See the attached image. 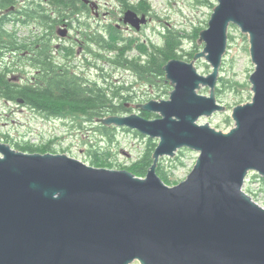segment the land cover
Wrapping results in <instances>:
<instances>
[{
    "label": "water",
    "instance_id": "95a60500",
    "mask_svg": "<svg viewBox=\"0 0 264 264\" xmlns=\"http://www.w3.org/2000/svg\"><path fill=\"white\" fill-rule=\"evenodd\" d=\"M124 21L139 30L147 18L129 9ZM231 25L249 36L254 95L226 132L198 120L226 109L215 87ZM200 42L192 61L164 66L169 99L133 104L158 118L98 120L159 139L146 176L0 142V264H264V207L244 190L251 171L264 177V0H218ZM200 58L213 72L199 73ZM181 148L199 156L171 186L157 166Z\"/></svg>",
    "mask_w": 264,
    "mask_h": 264
},
{
    "label": "rangeland",
    "instance_id": "374dc122",
    "mask_svg": "<svg viewBox=\"0 0 264 264\" xmlns=\"http://www.w3.org/2000/svg\"><path fill=\"white\" fill-rule=\"evenodd\" d=\"M31 1H35L36 4L41 3L36 2L37 0H19V4L25 2L32 3ZM95 1L101 5L99 18L90 11L81 14L77 19L78 22H75L71 26L59 24V28L58 26L55 27L53 38L51 36L49 41H46L47 46H44L43 42L37 43L40 44V51L48 50L51 56L54 54L55 62L63 63L64 60L70 62L68 66L71 67V73H79L80 76L91 82H97L100 86L104 85L102 87H107L105 86L106 84L117 88L120 86L132 87L133 90L130 93L135 97L127 104L132 108L131 113L140 114L133 104L145 103L151 99H169L170 93L173 90L170 81H168L170 88L166 89L167 92H162V90H158V86L138 80L136 75L131 71L107 63L101 59L98 51L109 57L115 54L102 50L95 44H91L86 39L87 36L82 34V31L85 30L92 34H103L104 29L107 27V22L111 26H116L115 23L119 22L120 18L124 15L122 12L123 7L117 0ZM139 1L131 0L133 3H138ZM146 1L152 12L150 20L139 31L135 28L128 29L123 24L121 29L122 35L126 39H133L134 47L141 43L147 46H151L152 44L163 45V34L167 32L169 27L174 32L179 31L185 34L182 42L183 48L179 51L182 56L180 59L192 61L193 57H190L189 53L194 54L196 52L195 43H198V48H196L198 51L196 53L203 50L204 43H199L200 32L208 27V22L214 10L213 5H217L218 1ZM44 5L45 8L49 7L47 4ZM22 20L26 21L27 19ZM8 28L16 32L17 37L23 42L35 40L36 35L49 31L45 26L40 25L36 21L23 23L14 20V22L8 24ZM61 28H69L68 37L62 38L60 36L59 31ZM229 33L227 52L220 65L215 87L217 102L224 105L226 109L215 112L211 116H201L198 120L200 124L210 123L216 129L226 132L235 125V121L232 118L233 109L240 104L251 101L253 98L250 76L255 70V64L250 54L249 36L243 33L237 26H231ZM104 37L107 38L106 35ZM29 49L26 48L24 50V48H20L14 50L16 55L13 58L3 60V63L9 66H7V72L17 75L16 79L18 80L22 79L26 81L36 71L37 64L26 56ZM130 56L140 57V51L135 49ZM0 66L2 68L6 67L5 65H1V59ZM195 66L200 74L208 75L213 72V66L204 58L196 60ZM158 85L160 84L158 83ZM199 92L209 95L210 87H202ZM131 113H127L126 115ZM158 117L159 115L157 114L156 117L150 119ZM115 132L114 137L110 139V137L101 133L100 127L96 122H84L83 127H81L75 120L45 118L28 107L0 99V141L8 142L13 147H15V142L46 145L48 142L54 141L50 152L67 154L92 165L88 160L86 152L92 148L91 145L93 144V148H100V151H109L107 153V156H109L107 157L108 166L104 167L129 170L127 166L132 165L141 157L149 143V138L136 134L134 130H125L120 127H116ZM152 140L158 142L157 139L153 138ZM198 156L199 153L197 151L183 148L172 158L167 156L161 158L162 173L171 182L163 179L162 175L160 177L168 185L173 186L178 184L191 172ZM96 167L100 166L96 165ZM244 189L264 207V177L260 176L257 172L251 171L247 177ZM131 264H140V262L134 261Z\"/></svg>",
    "mask_w": 264,
    "mask_h": 264
},
{
    "label": "trees",
    "instance_id": "16d2710c",
    "mask_svg": "<svg viewBox=\"0 0 264 264\" xmlns=\"http://www.w3.org/2000/svg\"><path fill=\"white\" fill-rule=\"evenodd\" d=\"M117 1L120 2L124 11L133 9L138 13L152 15L146 0H140L138 3H133L131 0ZM39 2L41 3L20 5L19 0H0V52L4 49L18 50L24 48L25 50L26 48H40L37 43L43 42L45 44L51 36L53 38L57 25L66 23L71 26L78 22L77 19L81 14L91 10L89 5L80 0H41ZM43 3L49 6L46 7L47 10ZM9 15L13 17L10 18ZM11 20L23 23L36 21L40 25L45 26L49 33L46 31L42 32L44 34L36 35L35 40L30 42L20 41L17 33L11 31L7 26ZM104 32L103 34H92L85 30L82 31V34L87 36L86 39L91 44H97L102 50L115 54L109 57L99 53V56L105 62L123 67L134 73L138 80L158 86V90L167 92L166 89L170 88V86L164 66L174 58H182L179 51L183 48L182 42L185 34L179 31L174 32L168 27L167 32L163 34V45L152 44L147 46L141 43L134 47L133 39H126L116 26L106 27ZM105 35L107 38L104 37ZM31 42L33 43L31 44ZM89 42L88 44H90ZM196 48H198V43H195V51L197 52ZM135 49L140 51V57L130 56ZM196 52L194 54L189 53L190 57L194 58ZM144 57L145 59H143ZM46 58L49 57L38 55L35 60L40 67L49 68L47 74L49 79L44 77L45 86L40 85L44 82L43 80L34 87L27 82L15 84L0 72V98L28 107L45 118L75 120L81 127H83L84 122L95 123L97 120L110 115H124L132 112V108L127 105L135 97L130 93L133 90L132 87L120 86L117 88L109 84L105 85L107 87H102L104 85L100 86L97 82H91L80 76V74L77 75L78 73H71L70 66L67 70L58 74L57 67H53L51 59L47 60ZM140 114L146 118L157 116L155 113L144 110H140ZM97 124L101 133L110 137V139L116 134L115 126ZM53 143L54 141L48 142L46 145H35L26 142H15L14 145L18 150L28 153H48L52 149ZM91 147L86 152L89 162L93 166H108L107 157L109 156H107V153L109 151H100V148H93V144ZM156 147L157 142L149 139V143L141 157L132 165L127 166L129 171L137 176H146L154 163L153 154ZM157 172L162 175L163 179L170 181L162 173L161 163L157 167Z\"/></svg>",
    "mask_w": 264,
    "mask_h": 264
},
{
    "label": "flooded vegetation",
    "instance_id": "af4514ba",
    "mask_svg": "<svg viewBox=\"0 0 264 264\" xmlns=\"http://www.w3.org/2000/svg\"><path fill=\"white\" fill-rule=\"evenodd\" d=\"M123 10H124V8H122V12H123ZM99 15H100V13H99ZM99 15H96V17L99 18ZM143 15H146V14H143ZM148 17L150 18V15H148ZM111 23H113V22H111ZM123 23L124 22H122V18H120V21L119 22H116L115 23L116 27L120 31H122L121 29L123 27ZM124 26H125V24H124ZM107 27L108 28L109 27L111 28V25L108 24V22H107ZM126 28L129 29V27H127V26H126ZM43 45L44 46H47L48 44L46 42L45 44L43 43ZM95 45H97V44H95ZM37 46H40V44H37ZM93 53H95V52L93 51ZM99 53L102 54V55H104L101 51H98V54ZM14 55H16V53L14 52V50L4 49L2 52H0L1 65H5L6 66L5 68H2L0 66L1 67L0 68V72H2L7 77V79L13 81L15 84L27 82L29 85H32L34 87V86L39 85L41 83L40 81L43 80L44 82H42L40 85L45 86V82L46 81H45L44 77L46 79H49L48 78V75H47L48 74V71H49V68H43V67H40L37 64V68H36L35 73L32 74L30 77H28L26 81H23L22 79L18 80V79H16L17 78V75H15L14 73L7 72V66L8 65L6 63H3V60H8V59L10 60L11 58L14 57ZM38 55H40L42 57H49V58H46V59L47 60L48 59H51V62H52L53 67H57L58 74L59 73H62L63 71H65V70H67L69 68L68 64L70 62H67L66 60H64L63 63L55 62L54 61V58H55L54 54H53V56H51V54L48 52V50L47 51H40L39 48H37V49L30 48L28 50V52L26 53V56H28L29 58H31L30 60L33 61L35 64H36L35 60L38 58ZM77 75H79V73Z\"/></svg>",
    "mask_w": 264,
    "mask_h": 264
},
{
    "label": "bare ground",
    "instance_id": "6f19581e",
    "mask_svg": "<svg viewBox=\"0 0 264 264\" xmlns=\"http://www.w3.org/2000/svg\"><path fill=\"white\" fill-rule=\"evenodd\" d=\"M186 149V148H185ZM170 161V160H169Z\"/></svg>",
    "mask_w": 264,
    "mask_h": 264
}]
</instances>
